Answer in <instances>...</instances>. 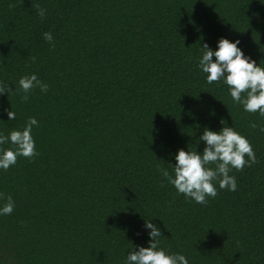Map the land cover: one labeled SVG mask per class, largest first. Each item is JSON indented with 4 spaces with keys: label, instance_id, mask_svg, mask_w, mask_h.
I'll list each match as a JSON object with an SVG mask.
<instances>
[{
    "label": "trees",
    "instance_id": "obj_1",
    "mask_svg": "<svg viewBox=\"0 0 264 264\" xmlns=\"http://www.w3.org/2000/svg\"><path fill=\"white\" fill-rule=\"evenodd\" d=\"M221 38L264 67V0H0V82L13 90L0 95V134L39 125V155L0 169V193L15 201L0 215V264H126L150 246L147 221L189 264H264V117L223 80L207 83L203 44L216 51ZM32 74L49 91L23 102L19 80ZM224 127L258 163L229 173L236 191L216 184L198 204L157 166L174 176L179 150L202 155L204 130Z\"/></svg>",
    "mask_w": 264,
    "mask_h": 264
},
{
    "label": "clouds",
    "instance_id": "obj_2",
    "mask_svg": "<svg viewBox=\"0 0 264 264\" xmlns=\"http://www.w3.org/2000/svg\"><path fill=\"white\" fill-rule=\"evenodd\" d=\"M9 7L14 8L15 5L10 4ZM33 8L37 10L41 19L46 18V9L40 4H33ZM43 38L52 44L53 49L55 48L54 38L50 32H45ZM239 43L240 41L233 43L221 38L216 51L203 44L199 67L207 74L208 84L220 83L223 80L230 90L234 103L242 104L246 112L253 114L258 112L264 117V67L257 66L254 60L246 57L238 47ZM32 59L35 61V57ZM36 88L44 93L49 91V85L38 79L37 75L21 77L18 90L25 93L21 97L22 101L27 102L28 94ZM5 92L11 94L13 90L0 82V95ZM4 111L7 112L9 120L16 119L15 111L8 109ZM33 126L38 127V121L34 117H29L22 131L13 130L8 136L0 134V146L9 141L13 146L8 149L0 147V169L7 171L17 163L18 157L32 160L39 155L32 136ZM249 126L253 130L258 127L255 122H250ZM259 130L264 132V127H260ZM200 140L206 143L202 155L197 151L179 150L175 157L174 176L162 166H157V170L175 187L178 194H183L198 204L207 205L208 198H215L218 194L216 184L220 189L236 191V177L229 173L233 169L242 172L246 166L251 167L258 163V160L250 141L232 127H224L219 133L205 129ZM212 165L215 167H211ZM0 200L7 201L0 209V215H11L15 208L12 196L0 193ZM145 227L151 230L150 246H141L138 251L130 252L126 264H189L184 255H169L159 247L162 233L157 226L147 221Z\"/></svg>",
    "mask_w": 264,
    "mask_h": 264
}]
</instances>
